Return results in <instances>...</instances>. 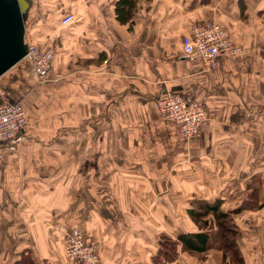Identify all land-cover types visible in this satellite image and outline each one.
<instances>
[{"label": "crops", "instance_id": "crops-1", "mask_svg": "<svg viewBox=\"0 0 264 264\" xmlns=\"http://www.w3.org/2000/svg\"><path fill=\"white\" fill-rule=\"evenodd\" d=\"M18 1L24 41L53 47L48 77L60 79L38 83L26 56L0 75L27 116V139L0 147V264L25 251L34 264H74L56 223L94 241L100 264H229L216 247L205 259L180 243L169 262L157 254L164 236L198 232L193 200L230 211L254 186L264 204V0H138L131 28L116 0ZM209 18L243 51L205 68L180 50ZM164 91L208 104L193 139L160 117ZM234 221L245 264H264V207Z\"/></svg>", "mask_w": 264, "mask_h": 264}, {"label": "built area", "instance_id": "built-area-1", "mask_svg": "<svg viewBox=\"0 0 264 264\" xmlns=\"http://www.w3.org/2000/svg\"><path fill=\"white\" fill-rule=\"evenodd\" d=\"M71 13L63 14L61 25L73 22ZM190 32L182 37L180 55L188 60L201 61L203 66H214L220 55L232 56L242 53V46L231 41L228 31L214 20L194 23ZM26 57L31 59L32 74L38 83L50 82L48 77L55 50L49 46L44 48L39 44L26 42ZM162 118L174 121L179 133L184 138L194 137L199 127L208 119L206 105L196 97L182 95L172 91H164L157 97ZM27 124L25 108L18 102L9 99L5 90L0 88V145L6 149H14L16 143L24 140L22 131ZM65 259L75 264H100L94 244L83 237L78 230H74L66 238Z\"/></svg>", "mask_w": 264, "mask_h": 264}, {"label": "trees", "instance_id": "trees-1", "mask_svg": "<svg viewBox=\"0 0 264 264\" xmlns=\"http://www.w3.org/2000/svg\"><path fill=\"white\" fill-rule=\"evenodd\" d=\"M137 2L138 0H116L114 3L115 19L128 24L131 28ZM262 13H264V9ZM249 194L248 200L243 201L239 207L225 212L221 210L223 201L220 199L211 203L202 199L193 200L187 213L193 219L196 228L199 229L198 232L180 234L177 240L164 236L161 239V248L157 255L163 256V259L169 262L175 256L177 245L180 243L185 251L193 256H200L201 259H205L204 254L207 250L216 247L221 251L224 260L228 258L230 264H245V258L236 242L241 229L236 226L233 216L244 209L253 210L264 207V204L259 203L258 190L255 187ZM15 264H34L29 251H25Z\"/></svg>", "mask_w": 264, "mask_h": 264}, {"label": "water", "instance_id": "water-1", "mask_svg": "<svg viewBox=\"0 0 264 264\" xmlns=\"http://www.w3.org/2000/svg\"><path fill=\"white\" fill-rule=\"evenodd\" d=\"M22 9L18 0H0V75L26 56ZM260 241L264 249V221Z\"/></svg>", "mask_w": 264, "mask_h": 264}, {"label": "rangeland", "instance_id": "rangeland-1", "mask_svg": "<svg viewBox=\"0 0 264 264\" xmlns=\"http://www.w3.org/2000/svg\"><path fill=\"white\" fill-rule=\"evenodd\" d=\"M263 4H264V2H263ZM63 16V15H62ZM263 17H264V15H263ZM62 18V17H61ZM206 20H214L215 21V19L214 18H209V19H206ZM206 20H204V21H206ZM217 22V21H216ZM197 23H199V22H197ZM218 23V22H217ZM220 23V22H219ZM221 24V23H220ZM193 25V24H192ZM222 25V24H221ZM223 26V25H222ZM224 28H225V26H223ZM228 31V30H227ZM229 33V32H228ZM229 37H230V39H231V41L232 42H234V43H237L236 41H234V40H232V38H231V36H230V34H229ZM27 42V41H26ZM36 44H39V43H37V42H35ZM34 43V44H35ZM238 45H240L239 43H237ZM241 46V45H240ZM182 49V48H181ZM242 50H243V47H242ZM181 51V50H180ZM53 78H54V80H50V81H58L60 78H59V76L58 75H54V76H52ZM5 93H6V91H5ZM176 93V92H175ZM178 93H180V92H178ZM7 94V93H6ZM180 94H182V93H180ZM8 95V97H9V94H7ZM182 95H189V94H182ZM190 96H192V95H190ZM194 96V95H193ZM192 96V97H193ZM195 97V96H194ZM197 98V97H196ZM9 99L11 100V98L9 97ZM157 99V98H156ZM198 99V98H197ZM200 100V99H199ZM12 101V100H11ZM156 101V100H155ZM14 102V101H13ZM205 105H206V107H207V112H208V119H209V117H210V111H209V107H208V104H206L204 101H202ZM156 105H157V103H156ZM157 108H158V105H157ZM158 112H159V109H158ZM159 115H160V113H159ZM161 117V116H160ZM164 119V118H163ZM166 119V118H165ZM208 119L206 120V121H208ZM205 121V122H206ZM174 122V121H173ZM204 122V123H205ZM203 123V124H204ZM203 124L199 127V131L197 132V134H195L194 135V137L196 136V135H198V133L200 132V128L203 126ZM177 125V124H176ZM180 134V133H179ZM180 136L184 139V140H190V139H193L194 137H191V138H184L181 134H180ZM27 139V136H25V138H24V140L23 141H21V142H19V143H23L25 140ZM18 143H16V145H17ZM16 145H15V148L14 149H10V150H8V149H6L5 147H3V148H5L6 150H8V151H13V150H15L16 149ZM0 147H2L1 145H0ZM253 187L254 186H251V189H253ZM251 192V191H250ZM249 195L250 194H248V196H247V198H249ZM246 200H248V199H246ZM242 203V202H241ZM191 207V206H190ZM235 215V214H234ZM233 219H234V216H233ZM235 222V221H234ZM263 223V222H262ZM215 227V226H214ZM54 228L55 229H58V231H59V233L60 234H62V235H64V256H65V244H66V238H67V236H69L70 235V233L72 232V231H74V230H78V229H76V228H70V230L69 229H67L63 224H61V223H56L55 225H54ZM241 229V228H240ZM79 231V230H78ZM242 233V229H241V232H240V234ZM238 237H240V235L238 236ZM237 237V238H238ZM236 238V239H237ZM88 241H90V242H92L93 244H94V247H95V243H94V241H92V240H88ZM237 244H238V242H237ZM238 247H239V245H238ZM96 248V247H95ZM240 248V247H239ZM241 250V249H240ZM96 254H97V252H96ZM243 255V254H242ZM98 257V256H97ZM204 258H205V255H204ZM226 260H228V258L226 259ZM65 261H66V259H65ZM228 262H229V260H228ZM75 264V263H74ZM230 264V263H229Z\"/></svg>", "mask_w": 264, "mask_h": 264}]
</instances>
